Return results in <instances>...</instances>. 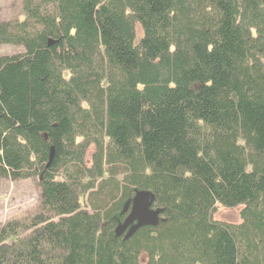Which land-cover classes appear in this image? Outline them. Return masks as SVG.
<instances>
[{
	"label": "trees",
	"instance_id": "obj_1",
	"mask_svg": "<svg viewBox=\"0 0 264 264\" xmlns=\"http://www.w3.org/2000/svg\"><path fill=\"white\" fill-rule=\"evenodd\" d=\"M19 4L0 181L39 193L0 226V264H264V0ZM135 190L162 214L124 240Z\"/></svg>",
	"mask_w": 264,
	"mask_h": 264
},
{
	"label": "rangeland",
	"instance_id": "obj_2",
	"mask_svg": "<svg viewBox=\"0 0 264 264\" xmlns=\"http://www.w3.org/2000/svg\"><path fill=\"white\" fill-rule=\"evenodd\" d=\"M20 0H0V22L22 19L20 12ZM22 49L8 46H0V57L11 56L21 53ZM37 180L21 181H0V226L11 220L31 216L36 213L38 205ZM240 207L235 209H225L219 205L212 214V220L228 222L232 224L240 223Z\"/></svg>",
	"mask_w": 264,
	"mask_h": 264
},
{
	"label": "water",
	"instance_id": "obj_3",
	"mask_svg": "<svg viewBox=\"0 0 264 264\" xmlns=\"http://www.w3.org/2000/svg\"><path fill=\"white\" fill-rule=\"evenodd\" d=\"M53 151L50 150L49 162L52 160ZM154 197L148 191H134L133 197L123 207L124 220L114 229L115 237L124 240L132 237L135 232L144 227H156L162 211L153 209Z\"/></svg>",
	"mask_w": 264,
	"mask_h": 264
}]
</instances>
